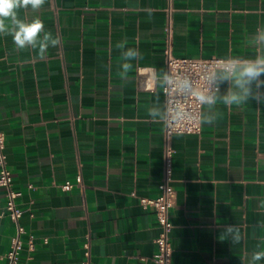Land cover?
<instances>
[{
  "label": "crops",
  "instance_id": "obj_1",
  "mask_svg": "<svg viewBox=\"0 0 264 264\" xmlns=\"http://www.w3.org/2000/svg\"><path fill=\"white\" fill-rule=\"evenodd\" d=\"M166 4L45 0L36 11L17 9L19 19L38 17L58 40L43 57L0 34V129L22 210L21 255L32 235V264H82L86 242L90 264H157L156 217L138 196H156L162 177L163 118L149 110L164 114ZM172 6L174 55L257 54L251 39L264 26V0H172ZM125 41L141 56L121 77L117 44ZM227 89L225 83L221 94ZM213 111L216 119L201 121L199 132L168 140L176 264H250L264 250V105L218 102ZM67 180L72 187L63 189ZM4 202L0 187V253L14 233ZM230 225L239 229V243L226 233Z\"/></svg>",
  "mask_w": 264,
  "mask_h": 264
},
{
  "label": "built area",
  "instance_id": "obj_2",
  "mask_svg": "<svg viewBox=\"0 0 264 264\" xmlns=\"http://www.w3.org/2000/svg\"><path fill=\"white\" fill-rule=\"evenodd\" d=\"M173 6L172 0H167L165 7V48H164V72L174 79L177 77H188L197 88L205 86L204 76L209 69L215 68L217 63L228 58L210 57H186L176 56L172 50V27H173ZM164 114L163 134L165 147L163 152L162 177L157 184L158 194L154 197L138 196L139 204L144 210L152 209L159 229L154 239L157 250L153 256L157 264H176L172 260V246L169 233L172 224L169 219L170 209L175 203V188L172 185V153L169 145V137L176 133H196L201 129L200 114L201 106L194 97L181 93L177 88L170 87L163 81L162 84ZM5 134L0 129V187L4 189L5 202L3 213L7 214L14 225V233L10 237L9 248L0 253L2 264H32L31 252L34 250L32 235L27 244V253L21 255L23 250L22 235L25 228L20 222L22 210L16 204L18 192L12 187V174L7 164V155L4 150ZM80 183V176H77ZM61 187L68 189L72 187L70 181H65ZM135 196L134 191L130 192ZM46 242L47 239L44 238ZM85 259L82 264H90L89 244L86 242Z\"/></svg>",
  "mask_w": 264,
  "mask_h": 264
},
{
  "label": "clouds",
  "instance_id": "obj_3",
  "mask_svg": "<svg viewBox=\"0 0 264 264\" xmlns=\"http://www.w3.org/2000/svg\"><path fill=\"white\" fill-rule=\"evenodd\" d=\"M44 3L45 0H0V34L11 35L18 49L28 46L33 50L38 49V55L41 57L49 46H55L58 40L45 31L44 24L38 17L31 21L22 20L18 18L16 10L27 9L30 6L36 11ZM6 20H10V24H6ZM251 42L257 49L254 58L233 57L219 61L217 66L209 69L204 76L206 83L203 88L195 87L188 77L174 79L161 70L163 81L170 87L177 88L181 93L194 97L201 106H207V111L200 114L203 123L214 122L216 114L213 109L218 102L227 106H239L249 101L264 105V26L257 28ZM125 44L126 41L117 44V47L122 49L121 55L124 61L121 64L122 71L119 73L121 77H126L132 69L131 61L141 56L138 49L125 48ZM225 83L228 84L227 92L221 94V86ZM149 115L153 118H163L162 112L156 107L149 110ZM226 233H235L231 242L239 243L241 237L235 225L228 226ZM219 239L224 241L227 235H220ZM261 259H264V250L254 252L250 264H256Z\"/></svg>",
  "mask_w": 264,
  "mask_h": 264
}]
</instances>
